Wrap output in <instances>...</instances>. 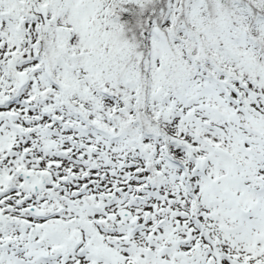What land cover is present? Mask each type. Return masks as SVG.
<instances>
[{
	"label": "snow or ice",
	"instance_id": "1",
	"mask_svg": "<svg viewBox=\"0 0 264 264\" xmlns=\"http://www.w3.org/2000/svg\"><path fill=\"white\" fill-rule=\"evenodd\" d=\"M0 264H264V0H0Z\"/></svg>",
	"mask_w": 264,
	"mask_h": 264
}]
</instances>
